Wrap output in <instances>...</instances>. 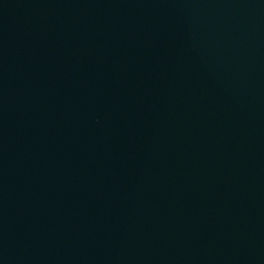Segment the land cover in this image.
I'll list each match as a JSON object with an SVG mask.
<instances>
[{
	"label": "water",
	"instance_id": "95a60500",
	"mask_svg": "<svg viewBox=\"0 0 264 264\" xmlns=\"http://www.w3.org/2000/svg\"><path fill=\"white\" fill-rule=\"evenodd\" d=\"M0 264H264V0H0Z\"/></svg>",
	"mask_w": 264,
	"mask_h": 264
}]
</instances>
